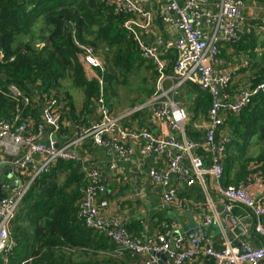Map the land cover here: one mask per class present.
<instances>
[{"label": "built area", "instance_id": "obj_1", "mask_svg": "<svg viewBox=\"0 0 264 264\" xmlns=\"http://www.w3.org/2000/svg\"><path fill=\"white\" fill-rule=\"evenodd\" d=\"M113 1L117 11L135 15L126 18L122 27L134 35L140 55L154 64L157 72L155 92L143 103L115 115L101 89L92 101L94 114L90 112L86 121L75 122L72 132L67 135L64 132L67 120L61 118L57 101L51 98L42 101L37 91L27 95L13 84L8 86L7 94L12 98L19 97L25 104L32 102L39 106L40 120L33 123L32 119H23L19 114L10 119L0 118V152L4 157L0 163L6 162L8 167L2 180L6 193L0 198V259L8 264L9 254L16 246L10 232L11 222L31 183L58 160H74L84 166L86 180L77 217L86 226L106 232L116 244L115 254L126 251L145 254V264L156 263L159 254L166 256L169 264H186L199 255L212 258L214 264H264V171L259 169V163L252 162L250 168L253 172L246 181L221 184L222 158L230 141L228 118L238 116L253 96L264 90V81L232 90L233 72L215 70L221 47L239 38L245 0H219L215 11L204 9L209 0H163L160 16L174 24L178 32L172 46L164 44L161 37L153 38L151 44L141 41L138 32L150 35L153 28L151 16L144 11L139 0ZM260 20L264 24V12ZM75 32L74 28L73 35ZM73 42L80 49L79 60L86 75L88 67L91 79L96 78L101 83L96 68L103 69L102 62L93 48L74 36ZM169 52H174L172 60L167 58ZM0 56H3L1 51ZM243 65L248 66V61L245 60ZM186 84L196 85L209 97L204 125L195 124L203 128L201 141L185 135L189 113L175 93ZM137 111L149 112L168 134L165 131L154 134L148 129L121 124L122 118ZM93 147L103 148L121 161L131 159L135 154L145 157L162 153L165 169L148 171L149 178L164 189L162 206L174 204L176 190L170 178L174 174L186 177L188 170L182 160L188 158L198 177L208 174L214 178L217 193L224 200L220 206L223 220L236 241L226 240L225 250L214 249L206 234L186 240L178 237L172 241L168 225L153 237L133 239L119 219L104 221L98 211L107 206V202L100 199L107 182L93 162L89 163L93 159ZM198 149L207 154L206 159L196 153ZM203 162H206L205 166ZM187 181L188 184L194 182L192 178ZM235 206L246 214L234 213ZM245 218H250L252 232L260 238L259 245L243 238L249 232ZM203 221L208 224L210 218L204 217Z\"/></svg>", "mask_w": 264, "mask_h": 264}, {"label": "trees", "instance_id": "obj_2", "mask_svg": "<svg viewBox=\"0 0 264 264\" xmlns=\"http://www.w3.org/2000/svg\"><path fill=\"white\" fill-rule=\"evenodd\" d=\"M134 16L117 11L113 0H0V118L19 114L33 123L40 120L39 106L12 98L7 94L9 84L27 95L37 91L42 101L54 99L59 103L61 118L76 122L81 121L101 89L114 112L124 103L134 107L146 101L155 92L157 72L154 64L140 55L134 35L122 27L126 18ZM256 24L264 31L261 20ZM238 35V40L225 45L243 51L250 60L255 51L250 38L241 30ZM73 36L90 45L101 60L103 69L96 68L101 83L86 75ZM173 55L169 52L167 58L172 60ZM256 76V81H264V66ZM135 77L139 79L136 85ZM60 81H67L82 93L79 106L74 105ZM188 85L197 91L202 99L198 105L206 110L208 95L196 85ZM118 86L124 92H118ZM227 124L230 135L241 137L243 143L257 133L264 139V90L254 95L238 116L229 117ZM243 128L248 131L246 135ZM232 143L236 144L235 139L226 144L222 160L228 183L246 181L253 172L252 162L259 163L264 171L263 151L255 158L242 159L229 178L232 155H226ZM85 183L84 166L74 160H58L31 183L11 222V236L17 245L9 254L8 264H141L135 253L114 254L115 244L109 236L77 217ZM179 200L188 201L182 196ZM128 255V259L123 258Z\"/></svg>", "mask_w": 264, "mask_h": 264}, {"label": "crops", "instance_id": "obj_3", "mask_svg": "<svg viewBox=\"0 0 264 264\" xmlns=\"http://www.w3.org/2000/svg\"><path fill=\"white\" fill-rule=\"evenodd\" d=\"M139 1L144 11L151 16V26L153 28V32L150 35H145L141 31L138 32L141 41L146 44H151L154 42L152 41L153 38L161 37L164 44L172 46L178 32L174 24L162 20L160 16L163 0ZM218 1L219 0H209L203 7L208 11H215L218 8ZM263 12L264 0H245L242 9L243 24L241 32L242 34H247V37L250 38L251 46L255 50L254 56L251 57L250 60L243 56V51L238 52L233 50L234 48L231 45L227 47L224 44L220 51L219 64L216 65L215 70L233 72L234 75L230 84L232 90L239 87H248L258 82L255 79L257 77L256 73L259 70L258 65L264 61V31L257 26L256 21L261 19ZM245 60L248 61V66L243 65ZM189 88L193 90L188 84L177 90V92L182 90L183 95L185 93V99L183 97H178L177 92L175 96L180 98L186 107L188 106L191 108H187L190 119L186 126L185 135L201 141L203 138V128L195 124L199 122L204 125L207 109L205 110L202 106H199L202 104L200 102L202 99L198 98L197 91H195V93H190L191 91H189ZM186 94H188V97ZM92 101L85 113L80 117L81 120L86 121L90 112L94 114ZM123 112L118 113L113 111L115 115H120ZM135 114L136 113H133L124 117L125 124L122 122L121 124L125 127L135 129H148L154 134L167 131L162 124H158L152 119L149 112L140 111L136 115ZM65 119L67 122L64 132L69 135L76 121L72 118ZM227 132L229 133L228 128ZM166 133L168 134V132ZM135 148H137V146H135ZM196 153L204 156L205 159L207 158V154L204 153L202 149H198ZM91 154L93 155V159L90 160L89 163L93 162V165L96 166L100 175L105 178L107 182L104 192L100 195V199L105 200L107 206L101 207L98 211V215L104 221H110L111 218L119 219L131 238L153 237L157 232L163 231L164 227L168 225L170 226L169 236L172 241L178 237L186 240L190 237L178 235L176 238H173L171 234L175 230H182L187 223L192 220L199 225L207 227V232L201 234H206L211 238L213 248L216 250H225L226 240L232 243L236 241L229 232L227 222L223 220L220 206L223 205L224 200L217 193L214 178L208 174L198 177L190 163H188V158L182 160V165L188 170L186 177H180L174 174L170 178V183L176 190L174 204L162 206V193L164 189L160 184L154 182L148 176L149 169L158 171H163L165 169L166 164L162 160H165V157L162 153H151L145 157L135 154L131 159L125 161L117 160L112 153L100 147H93ZM2 159H4V157L0 152V160ZM203 163L205 166L206 162ZM109 165L112 167L109 168ZM222 168L221 184H232L227 182L228 178L226 177L223 161ZM7 169L6 162L0 163V198L6 193L5 188H3L2 180L4 179L3 177H5ZM189 178H192L194 182L188 184L187 180ZM229 178H231L230 175ZM181 196L188 201L182 203L179 200ZM235 208L238 210H234ZM233 210L234 213H244L238 206H235ZM244 214H246V212ZM207 216L210 218V222L208 224H203V218ZM245 223L247 224L249 232L243 236V238L253 244L259 245L261 243L260 238L252 232L250 218H245ZM235 232H238V228H235ZM105 234L107 235V233ZM115 248L116 244L114 250ZM114 250L113 253L115 254ZM135 254L141 260V264H145L147 256L141 253ZM130 256L131 255H128L123 258L128 259ZM23 263L24 261L22 264ZM0 264H4L2 258L0 259ZM154 264L169 263L167 262L166 256L159 254V260ZM186 264H214V260L199 255L198 257L188 260Z\"/></svg>", "mask_w": 264, "mask_h": 264}, {"label": "rangeland", "instance_id": "obj_4", "mask_svg": "<svg viewBox=\"0 0 264 264\" xmlns=\"http://www.w3.org/2000/svg\"><path fill=\"white\" fill-rule=\"evenodd\" d=\"M78 57H80V56L78 55ZM258 66H259L258 68H260L261 66H264V61L261 62ZM86 71L88 72V77L91 78L90 77L91 76V73H90V70H89L88 67H86ZM132 79L134 80V84L136 85L135 81L138 78L135 77V78H132ZM60 82H61V84H63V85L65 84L66 85L65 87H66L68 93L71 94V96L73 98V101H74V105L75 106H79L81 104V100L83 98L82 93L79 90L74 89L72 86H70L69 83H67V81H60ZM155 83L156 82H154V85H155ZM9 85H11V84H9ZM8 86H7V88H8ZM118 88H119V89H117L118 92H120V93L124 92L123 87L118 86ZM155 89H156V85H155ZM189 91H191L190 93H192V92L195 93V91L191 90L190 88H189ZM177 96L180 97V98H182V97L184 98L185 97V93L183 95L182 90H181V91L177 92ZM186 96L188 97V94H186ZM137 105H138V102H137ZM132 108H133V106H127V103H124L122 105V107L120 108L121 110H118L117 109V112L120 113V112H123V111H126V110H130ZM187 108L188 109H191L188 106H187ZM236 128H239V127L238 126H235V129ZM228 130H229V128H228ZM243 131H244V134L245 135H246V133H248V131L245 130L244 128H243ZM230 139L232 141H233V139H235V141H236V144L235 143H232L229 146V148L227 149V155H226V157L228 155H232L231 169H230V172H229L230 173V177H232L233 174H234V171L238 168V166L240 164V161L242 159H245V158H248V157L255 158L259 154H262L263 153V151H264V139L263 138L262 139L259 138L258 137V133L255 134V135H253L252 137L248 138L246 140V143H243L244 140L241 137H234L233 135L232 136L230 135ZM223 166H224V170H225V166H226L225 163L223 164Z\"/></svg>", "mask_w": 264, "mask_h": 264}, {"label": "water", "instance_id": "obj_5", "mask_svg": "<svg viewBox=\"0 0 264 264\" xmlns=\"http://www.w3.org/2000/svg\"><path fill=\"white\" fill-rule=\"evenodd\" d=\"M206 232H207V227L203 225H199L196 222L190 220L182 230L181 229L175 230L174 232H172L171 236L173 238H176L178 235H183L192 238L197 235H200L201 233H206Z\"/></svg>", "mask_w": 264, "mask_h": 264}]
</instances>
